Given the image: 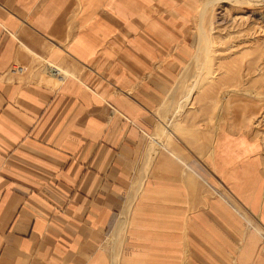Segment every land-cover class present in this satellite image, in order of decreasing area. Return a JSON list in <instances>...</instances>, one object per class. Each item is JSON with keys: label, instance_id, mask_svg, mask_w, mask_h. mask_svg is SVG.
I'll list each match as a JSON object with an SVG mask.
<instances>
[{"label": "crops", "instance_id": "0c3cea01", "mask_svg": "<svg viewBox=\"0 0 264 264\" xmlns=\"http://www.w3.org/2000/svg\"><path fill=\"white\" fill-rule=\"evenodd\" d=\"M191 8L0 0V264H264L258 159L206 133L149 145Z\"/></svg>", "mask_w": 264, "mask_h": 264}, {"label": "rangeland", "instance_id": "374dc122", "mask_svg": "<svg viewBox=\"0 0 264 264\" xmlns=\"http://www.w3.org/2000/svg\"><path fill=\"white\" fill-rule=\"evenodd\" d=\"M189 1L191 56L155 113L149 145L206 133L214 150L223 141L246 148L264 181V0Z\"/></svg>", "mask_w": 264, "mask_h": 264}, {"label": "bare ground", "instance_id": "6f19581e", "mask_svg": "<svg viewBox=\"0 0 264 264\" xmlns=\"http://www.w3.org/2000/svg\"><path fill=\"white\" fill-rule=\"evenodd\" d=\"M199 51V50H198ZM201 53V52H200ZM199 54V53H198ZM195 60V59H194ZM192 66V65H191ZM191 68V67H190ZM192 68H193V66H192ZM153 151H154V149L153 148H150V149H148V151L146 152V155H145V159H146V161L150 158V156L151 155H153L152 153H153ZM149 161V160H148ZM144 167V166H143ZM145 169H146V166H145ZM142 179V178H141ZM141 182H142V180H141ZM139 184H140V179H138V180H136V182H135V185H134V187H133V190H132V192H131V194H130V196H129V198H128V200H127V203H126V207H125V209H124V212L122 213V215H121V220H120V224L118 225V231H122L123 230V228H124V225H125V223H126V217H127V214H128V211H129V208H130V205H131V202H132V200L134 199V197H135V195H136V191H137V189H138V186H139ZM139 190V189H138ZM138 192V191H137Z\"/></svg>", "mask_w": 264, "mask_h": 264}, {"label": "built area", "instance_id": "2783aa9c", "mask_svg": "<svg viewBox=\"0 0 264 264\" xmlns=\"http://www.w3.org/2000/svg\"><path fill=\"white\" fill-rule=\"evenodd\" d=\"M260 251H261L262 255L264 256V242H263V244H262V246L260 248Z\"/></svg>", "mask_w": 264, "mask_h": 264}]
</instances>
